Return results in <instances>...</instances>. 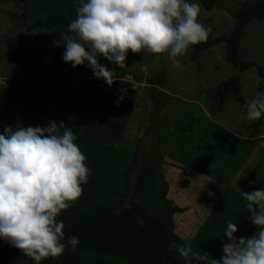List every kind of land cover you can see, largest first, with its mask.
Listing matches in <instances>:
<instances>
[{
    "label": "rangeland",
    "instance_id": "1",
    "mask_svg": "<svg viewBox=\"0 0 264 264\" xmlns=\"http://www.w3.org/2000/svg\"><path fill=\"white\" fill-rule=\"evenodd\" d=\"M217 1L221 8L214 6L210 10H205L199 2L190 0L201 6L198 20L210 29L208 38L230 33L234 19L227 9L240 6L244 0ZM33 3L34 0H31L30 5ZM22 11L10 0L0 3V110L11 120L0 128V132L5 126L13 128L17 125L45 126L48 121L58 123L55 117L56 106L68 104L70 100V106L73 108L71 112L75 113L74 119L80 126L79 131L77 128L71 130L74 134L77 132L75 134L77 137L80 136L76 142L81 146V150L85 151L83 152L85 156H90L93 151L88 150L91 148L88 143H81L79 140L82 134L81 126L85 133L98 127L97 134L105 132V128L110 132L118 121L117 133L121 134L126 127L121 142L125 141L123 145L127 149L113 148V151H107L105 156L93 154L90 163L87 159L85 161L91 174L100 169L95 166L103 165L104 169L116 168L115 173L120 174V177L124 166L134 159L136 148L139 147L141 150L143 143H149L148 134L154 133L157 138L152 142L153 146L149 147L158 149L175 161L200 169L209 178L213 177L212 179L219 180L225 185L223 190L222 185L210 179L199 181L194 174L181 176L171 171L175 182L174 200L178 208L162 214V219L167 225L172 224L182 244L190 243L194 252L207 253L210 259H220L223 255L221 241L226 239L223 233L227 223L229 221L235 223V213L247 212V202L241 191L250 192L264 187V122L255 130L246 119L248 102L257 98L260 93V79L256 69L250 67L245 71H239L237 67L226 63L223 44L205 49L198 63L190 58L193 50L191 46L186 55L175 58L180 61L178 67L173 64L172 58L166 52L150 54L143 51L132 53L129 50L125 61L128 68L124 71L131 72L133 79L124 81L127 93L119 103L116 102V97L120 80L108 86L102 79L78 77L63 70L64 73H58L53 94H48L41 100L36 113L38 117L25 122L24 117L30 107V99L25 94L36 89L40 75H20L18 65L8 60L7 42L22 40L34 54L47 62H51L53 48L41 47L42 30L34 26L28 13L24 25L16 21L12 14H20ZM238 53L242 60H253L264 66V21H252L245 27L238 45ZM99 63L115 69V64L102 57ZM161 67L168 71V81L163 88L167 104L160 115L166 126L164 125L158 132L156 127L146 129L150 107L147 78ZM87 69L93 74L90 68ZM233 75L239 76L241 84L239 96L242 100L237 101L229 94L224 103H219L212 97L216 86L220 81ZM115 78L120 79L117 76ZM66 107L62 122L70 127L73 118L66 113ZM128 113L131 115L129 122ZM106 114L110 116L106 117ZM43 116L45 118H42ZM193 118L197 120L190 123ZM180 125L186 127L190 125L193 132H187L190 131L189 128L184 133L181 132L178 128ZM117 133L113 134L114 141H118ZM138 136H141L140 139ZM129 137L130 140L133 139V144L126 141ZM139 155L140 162L144 163L143 154ZM91 176L88 183L82 185V195L70 202L74 209L79 210L81 206H85L87 198L94 197ZM119 183H123L122 177ZM144 195L147 197L150 194ZM136 197L140 199L139 194ZM160 200L161 197L153 199L151 206L157 209L160 207ZM184 206H187L185 210L182 209ZM256 231L257 227L251 223L248 214L244 224L239 228L240 237H250ZM8 246L13 249L12 258L21 253L10 244ZM173 264H186V261L177 254ZM193 264H196L194 259Z\"/></svg>",
    "mask_w": 264,
    "mask_h": 264
},
{
    "label": "clouds",
    "instance_id": "2",
    "mask_svg": "<svg viewBox=\"0 0 264 264\" xmlns=\"http://www.w3.org/2000/svg\"><path fill=\"white\" fill-rule=\"evenodd\" d=\"M78 4L76 18L62 35V60L73 68H90L94 77L108 86L133 77L115 78L116 70L99 63L101 57L126 69L129 50L166 52L178 67L180 61L175 58L205 42L210 32L198 20L200 4L190 0H78ZM122 99L120 96L117 103ZM262 114L264 92L248 102L246 119L255 122ZM77 139L71 128L56 121L45 126H5L0 132V239L35 264L80 244L75 235L63 242L64 223L57 220L61 211L82 195V185L91 174ZM241 195L256 233L236 237V223L229 221L218 260L194 252L190 243L172 241L171 247L186 264H193V259L196 264H264V187L241 191Z\"/></svg>",
    "mask_w": 264,
    "mask_h": 264
},
{
    "label": "trees",
    "instance_id": "3",
    "mask_svg": "<svg viewBox=\"0 0 264 264\" xmlns=\"http://www.w3.org/2000/svg\"><path fill=\"white\" fill-rule=\"evenodd\" d=\"M6 0H0V3ZM17 8L23 11L20 14H12L20 25H24L26 13L30 15L36 28L42 30L40 34V45L43 49L52 47L51 62L39 58L34 54L22 40H10L7 42L8 60L18 65L20 75H40L39 82L35 90L25 94L30 99V107L26 111L24 121L28 122L36 115L41 100L48 94H53L54 87L59 72H69L78 77H94L86 66H77L73 68L71 63H65L62 60V54L65 51L61 44L62 35L67 32L69 23L76 18V9L79 6L78 0H34L35 3L30 5L31 0H10ZM199 2L205 10H210L217 6L221 8V4L217 0H195ZM29 10V12H28ZM234 19V25L228 35L208 38L205 42L193 46L190 58L198 63L202 52L215 45H224V60L229 65L238 68L239 71H245L250 67L256 69L260 79L259 91L264 92V66L257 64L255 61L242 60L238 53V45L244 34L245 27L252 21H264V0L257 2H249L244 0L240 6L227 9ZM116 76L123 79L125 72L115 65ZM149 83V119L147 128L156 127L158 132L166 123L160 118L161 112L166 106L163 88L168 81V71L165 67L159 68L151 76L147 78ZM241 84L238 75H233L227 79L220 81L212 95L219 103H224L226 97L232 94L237 101H241L239 96ZM127 88L124 82L120 80L117 92L116 102L120 96H126ZM120 101V100H119ZM67 104V103H66ZM57 105L55 117L59 122L63 121L64 108L66 113L74 119L73 109L68 104ZM79 109V108H78ZM42 118H45L43 116ZM75 120V119H74ZM197 118H193L195 122ZM11 120L0 110V128ZM264 122V114L255 122H250V126L257 130ZM79 125L75 122L71 123L69 128H77ZM179 130L184 133L189 128L193 132V128L180 125ZM175 129V128H174ZM82 130V127H81ZM116 130V129H115ZM111 130L112 134L117 131ZM180 132V133H181ZM151 138V139H150ZM157 135L150 132L148 134L147 143L153 146V141ZM142 140V139H141ZM141 143V141H140ZM146 145V144H145ZM91 152L99 156H105L107 151H111L113 147L106 146V150L97 151L94 143H89ZM138 148V149H137ZM136 148L134 159L131 163L124 166L122 172L123 183L120 174H116V168L95 166V174H90V182L93 184L92 192L94 197L85 200V206L78 209L69 207L62 210L57 217L58 221H63L65 233V241L67 237L75 235L79 238L80 244L75 250L66 247L64 253L56 258H46L41 264H173L178 254L177 250L171 247L172 241L177 245L182 244V240L174 232L172 224L167 225L160 219V214L173 209L172 201L168 197V183L162 172L163 154L157 149L149 147L148 163H141L138 155L140 149ZM82 152H85L82 150ZM86 156L88 163L93 159ZM155 155L156 157H154ZM91 158V159H90ZM104 158V157H103ZM104 162V161H103ZM146 168L153 169L163 182L161 190V200L159 212L153 214L142 207L132 197L139 173ZM249 213H235V223L238 231L236 237H240L239 228L245 222ZM13 249L8 246L3 239H0V264H35L29 257L17 253L14 258L11 257ZM28 263H24V262Z\"/></svg>",
    "mask_w": 264,
    "mask_h": 264
},
{
    "label": "crops",
    "instance_id": "4",
    "mask_svg": "<svg viewBox=\"0 0 264 264\" xmlns=\"http://www.w3.org/2000/svg\"><path fill=\"white\" fill-rule=\"evenodd\" d=\"M130 110H132V109H130ZM109 116H110V114H106V117H109ZM127 116H128L127 119L129 122V119L131 116L130 113H128ZM73 122H75L74 119H73ZM128 122H127V124H128ZM118 126H119V121L116 122L112 126V129L115 130L116 128H118ZM81 127H83V126H81ZM97 129H98V127H94L88 133L83 132V129H82L81 130V132H82L81 138L79 139L81 141V143H88V144L94 143L96 146L100 147V148H97V151H102V150L108 149L109 147L104 148L106 146L113 147L114 149H116L118 147H126L123 145L125 143V141L121 142V140L124 137V131H125L126 127H124L121 134L117 133L119 135L118 141H114L112 139L113 134L110 133L111 131L109 132V130H107L106 128H105V132H103L102 134H97ZM115 131H117V129ZM75 134H77V132H75ZM140 137L141 136H138L137 138L140 139ZM130 139H131V137H129V140H126V141L133 144V139L132 140H130ZM126 149H127V147H126ZM148 150H149V147H148L147 143H143L141 146V150L138 153V155L140 153L143 154L144 163L150 162ZM111 151H113V149ZM162 171H163L164 177L168 183V197L172 201L173 209L174 208L176 209L178 207L176 206V202L174 200V191H173L174 188H173V186H175V182L173 181L174 175L170 174L171 171H175V173L181 174V176H184L186 174H194L196 179L199 181L210 179L214 182H217L218 185L219 184L222 185L223 190L225 187L223 182H221L219 180H214V179H212L213 177L209 178L208 175L204 171H202L200 169H196L195 167H192V166L185 165V164L180 163L178 161H175V160L169 158L168 156H166L165 153H163ZM139 174L140 175L137 178V183L135 185L132 197L135 201H137L146 210L155 214L159 210V207L157 209L153 208L151 206V201L155 198L161 197V190H162V184H163L162 180L158 176V174L151 168L143 169ZM137 194H139L140 199L136 197ZM144 194H150V195L145 197ZM186 207L187 206H184L182 209L185 210ZM172 210H170V211H172ZM159 217L162 221L163 220L162 214H160ZM163 222L166 224V222L164 220H163Z\"/></svg>",
    "mask_w": 264,
    "mask_h": 264
}]
</instances>
